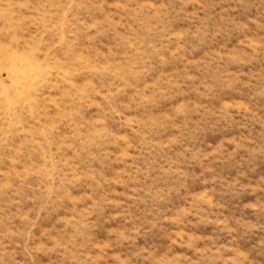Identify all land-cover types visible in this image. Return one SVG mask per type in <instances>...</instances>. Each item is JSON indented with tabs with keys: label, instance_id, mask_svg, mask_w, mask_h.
<instances>
[{
	"label": "rangeland",
	"instance_id": "374dc122",
	"mask_svg": "<svg viewBox=\"0 0 264 264\" xmlns=\"http://www.w3.org/2000/svg\"><path fill=\"white\" fill-rule=\"evenodd\" d=\"M0 264H264V0H0Z\"/></svg>",
	"mask_w": 264,
	"mask_h": 264
}]
</instances>
